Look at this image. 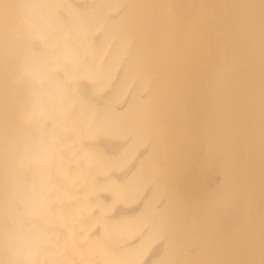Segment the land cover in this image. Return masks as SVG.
Segmentation results:
<instances>
[{
  "label": "bare ground",
  "instance_id": "obj_1",
  "mask_svg": "<svg viewBox=\"0 0 264 264\" xmlns=\"http://www.w3.org/2000/svg\"><path fill=\"white\" fill-rule=\"evenodd\" d=\"M0 264H264V0H0Z\"/></svg>",
  "mask_w": 264,
  "mask_h": 264
}]
</instances>
